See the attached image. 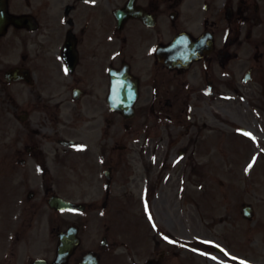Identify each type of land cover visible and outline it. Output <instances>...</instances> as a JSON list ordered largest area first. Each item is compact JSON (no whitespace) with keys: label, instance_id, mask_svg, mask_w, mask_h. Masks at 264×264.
<instances>
[{"label":"rangeland","instance_id":"rangeland-1","mask_svg":"<svg viewBox=\"0 0 264 264\" xmlns=\"http://www.w3.org/2000/svg\"><path fill=\"white\" fill-rule=\"evenodd\" d=\"M194 2L196 17L208 15L205 0ZM217 3L247 9L243 14L247 22L245 31L253 33L248 44H253L254 49L246 54L240 52L242 61L240 58L238 63L244 62L243 75L253 70V79L240 89L242 97L239 94L232 103L223 99L217 103L215 122L213 117L205 116L200 142L185 144L184 126L178 125L173 131L176 134L168 137L163 134L161 142L153 141L155 130L157 135L162 134L161 122H167L166 115L163 119L153 114L138 115L128 127L122 125L118 115L110 114L114 124L109 126V138L103 142L108 152L95 156L94 168L87 157L80 156L85 152L82 147L85 148L86 135L78 136L74 141L77 144L72 147H61L70 151L61 152L62 157L50 154L43 170L36 166L43 157L31 158L25 168L20 163L27 157L22 149L28 139L39 140L34 123L40 113H35L27 126L21 125L10 112L0 116V199L5 198L7 207L16 209L13 215L6 210L13 219V238L20 223L26 224L27 233L13 241V264H32L36 257L52 261L58 233L72 223L83 229L79 252L98 249L101 264H149L150 259L157 264H264V22H259L264 14L254 15L256 3L261 4L260 12L263 11L264 0H218ZM238 15L236 12L235 17ZM193 25L199 27L198 21ZM212 125L216 126L213 130ZM240 127L247 130L248 137L240 135L229 140V135ZM66 137L70 138L65 134L59 136ZM135 138L142 140L141 148L127 153L130 144L138 145ZM122 145H128L126 150L120 148ZM181 147L183 154L200 153L201 159L192 160L190 155L191 160L187 161L182 155V161L175 164ZM110 166L113 179L107 188L103 173ZM23 185L29 192H39L45 200L43 227L38 236L29 224L35 217L31 215L32 204L38 198L13 197L8 192ZM53 186L60 195L86 203L88 210L81 213L50 209L47 203L51 191L47 193L43 189L50 190ZM247 204L253 208L251 218L243 213ZM102 228L108 231L111 245H102ZM175 239L182 246L184 242H203L210 248L205 252L190 245L178 248ZM213 244L223 247L227 254L213 251ZM6 255L0 253V258Z\"/></svg>","mask_w":264,"mask_h":264},{"label":"flooded vegetation","instance_id":"flooded-vegetation-1","mask_svg":"<svg viewBox=\"0 0 264 264\" xmlns=\"http://www.w3.org/2000/svg\"><path fill=\"white\" fill-rule=\"evenodd\" d=\"M8 2L9 13L24 19L20 24L9 22L6 32L0 35V116L10 112L27 126L33 115L40 113L34 123L39 140L28 139L25 143L22 151L27 157L20 162L23 166L31 158L43 157L36 162L43 170L50 154L62 157L61 152L69 153L61 147L77 144L74 141L78 136H87L83 142L90 148L83 154L107 151L103 142L109 138V126L114 124L110 114L120 115L122 122L123 113L129 111L111 106L114 75L134 86V115L173 117L185 124L188 138L194 143L203 136L205 116L217 120L221 88H229L233 76L230 80L222 76L220 61L224 54L220 53L228 50L229 43L225 41L224 48L218 47L213 29L220 23L222 9H213L215 4L204 5L206 11L212 8L213 20L201 18V32L193 35L191 22L198 19L185 12L184 0H25L22 10L13 9V2ZM129 4L134 8L129 9ZM170 8L171 11L165 10ZM232 16L222 18L224 32L232 35L231 43L235 36ZM205 32L213 35L209 55L189 66L167 65L163 60L159 49L178 34H189L195 40ZM228 54L225 52V56ZM15 69L21 71V78L10 79L9 74ZM229 70L234 72L231 65ZM214 128L212 125L210 129ZM64 134L70 138H59ZM43 190L56 191L46 187ZM8 192L13 197L38 198L32 204L31 215L35 217L29 223L38 236L43 227L44 197L37 191L29 192L24 185ZM4 199L0 201L2 207L7 204ZM4 215L7 217V212ZM25 227V223L19 224L14 239L13 225L5 223L0 231V253L7 255L0 258V264H13V241L20 239L21 234L27 235Z\"/></svg>","mask_w":264,"mask_h":264},{"label":"water","instance_id":"water-1","mask_svg":"<svg viewBox=\"0 0 264 264\" xmlns=\"http://www.w3.org/2000/svg\"><path fill=\"white\" fill-rule=\"evenodd\" d=\"M59 206H61L60 208H62V207H65V208H70V207H73V206H75V205H73V203H71V202H67V201H63V200H60L59 201Z\"/></svg>","mask_w":264,"mask_h":264},{"label":"snow or ice","instance_id":"snow-or-ice-1","mask_svg":"<svg viewBox=\"0 0 264 264\" xmlns=\"http://www.w3.org/2000/svg\"><path fill=\"white\" fill-rule=\"evenodd\" d=\"M251 166V165H250Z\"/></svg>","mask_w":264,"mask_h":264}]
</instances>
